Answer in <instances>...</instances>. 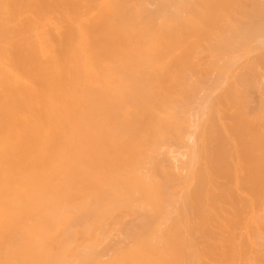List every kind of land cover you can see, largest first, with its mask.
Returning <instances> with one entry per match:
<instances>
[{
	"label": "bare ground",
	"instance_id": "1",
	"mask_svg": "<svg viewBox=\"0 0 264 264\" xmlns=\"http://www.w3.org/2000/svg\"><path fill=\"white\" fill-rule=\"evenodd\" d=\"M0 264H264V0H0Z\"/></svg>",
	"mask_w": 264,
	"mask_h": 264
}]
</instances>
